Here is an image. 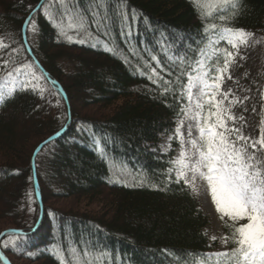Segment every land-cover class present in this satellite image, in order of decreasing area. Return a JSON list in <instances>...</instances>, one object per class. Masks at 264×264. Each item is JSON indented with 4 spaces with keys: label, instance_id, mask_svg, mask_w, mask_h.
<instances>
[{
    "label": "trees",
    "instance_id": "1",
    "mask_svg": "<svg viewBox=\"0 0 264 264\" xmlns=\"http://www.w3.org/2000/svg\"><path fill=\"white\" fill-rule=\"evenodd\" d=\"M40 2L0 0V37L7 45L0 48V62L8 51L16 49L17 56L13 57L34 65L24 48L21 32L24 21ZM70 2L75 4L76 0ZM106 2L111 18L107 35L103 28L97 30L92 25L88 9L95 7L93 0H79V7L88 16L89 31L115 47L116 54L64 42L46 18L44 8L31 19L36 24L37 38L32 54L46 77L60 85L67 101V106L62 107L66 131L45 145L36 160L41 217L32 193L31 159L37 146L56 134L62 125L52 128L51 114L56 101L63 100L41 74L46 85L43 92L18 89L0 103V212L9 219L21 216L19 205L29 193L34 208L29 224L23 221L7 228L23 233L8 235L7 238L15 237L14 243L0 247L10 264L24 260L60 264L55 252L48 251L52 241L62 251L70 246L79 255L83 249L89 251L99 256V264H186L182 259L185 257L187 264H192L211 249L204 233L209 219L197 199L182 181L174 183L173 176L169 181L174 149L163 156L158 148L160 136L173 131L184 102L180 95L186 83L184 62L195 60L199 41L204 40V21L196 11L201 3L194 8L188 0ZM44 4L51 3L47 0ZM125 5L130 36L121 35L122 30L127 34L128 28L116 15ZM50 10L59 20L60 3H52ZM133 10L135 21L131 19ZM229 25L250 32L264 30V0H242ZM162 47L166 50L165 60L161 57ZM168 50L173 55H178L179 50L183 63L169 62ZM60 57H65L64 65H69L67 74L57 69ZM18 65L12 62L7 68L0 66V80ZM152 68L158 73V84L149 79ZM165 88L169 89L166 94ZM69 91L81 96L78 110L97 106L106 111L103 118L94 121L80 117L79 111L71 107ZM21 124L24 126L18 131ZM44 131L45 137L29 148L32 140L40 138ZM45 164L53 174L49 183L41 174ZM46 195L50 199L83 198L89 204L100 202L103 208L95 216L64 214L45 206ZM5 197L9 202L2 204ZM223 229L226 235L230 234L224 225Z\"/></svg>",
    "mask_w": 264,
    "mask_h": 264
},
{
    "label": "snow or ice",
    "instance_id": "2",
    "mask_svg": "<svg viewBox=\"0 0 264 264\" xmlns=\"http://www.w3.org/2000/svg\"><path fill=\"white\" fill-rule=\"evenodd\" d=\"M55 2L56 0H53V3ZM190 2L194 8L198 3H203L212 9L207 11L204 8H196L197 15L204 21L205 39L202 41L203 47L197 53L195 66L192 71L186 73L187 83L182 85L180 93L181 97L188 101L187 107H181V113L184 119L195 121L198 136L193 138V126L189 124L188 139L185 140L180 131L184 121H180L175 130V138L181 150L178 157L170 161L172 166L168 169V178L171 182L174 173L175 183L180 184L183 181L185 186L192 187L197 179L206 182L215 210L230 232L222 238V244L232 245L225 251L210 252L195 258L192 264H213V261L214 264H264V127L260 128L258 138L253 139L244 135L241 129L235 126L237 119L243 120V116L236 117L231 108L238 102L242 104L250 98L245 96L243 101L229 99L232 90L221 89L226 73L228 79H232L229 68L235 62L236 56L240 55V47L248 44L253 33L229 25L238 14L242 0H190ZM59 3L61 5L59 21L50 10L52 4L40 5L45 10L46 18L57 28L59 36L65 37L69 43H84L89 39H98L88 29V16L79 7V0H76L75 4H71L70 0H59ZM93 4L95 7L88 9L92 25L97 30L103 28L104 34L107 35V24L111 22L108 4L106 0H93ZM229 10L230 14H226ZM116 15L128 28L127 34L122 30L121 35L130 36L131 24L128 22L127 6L125 5L123 11H118ZM131 19L133 21L137 19L135 10L132 11ZM217 19L219 22H210ZM65 20L71 26V31L76 32L75 37L65 30ZM25 23L31 25L33 32L36 31V24L30 18L26 19ZM222 41L232 50L228 47H219ZM6 47L7 45L0 40V48ZM104 47L106 51L116 54L115 47H109L106 42ZM220 57L223 58L222 67ZM213 58L216 63L211 65L210 61ZM244 58L240 55V59ZM151 59L159 63L155 56ZM9 63L7 60L2 61L0 66L7 68ZM22 68L25 70V79L20 83L21 90L32 88L35 91L38 85L33 81H39L41 77L32 70V65L16 67L7 72V76L12 77L13 73L19 75ZM151 73L149 79L152 83L158 84L159 76L156 69L152 68ZM168 91L169 89H164L165 94ZM5 99L6 97L0 94V103L5 102ZM261 100L264 101V93H261ZM225 101H228L227 105ZM252 111L255 112L256 109L253 108ZM261 124L264 125V119L261 120ZM31 195L29 193L30 197ZM8 243L14 242H5L4 246L8 247ZM89 255L87 251L83 253L85 257ZM58 258L60 264H66L63 255ZM182 259L187 264V258ZM85 264L90 262L85 261Z\"/></svg>",
    "mask_w": 264,
    "mask_h": 264
},
{
    "label": "rangeland",
    "instance_id": "3",
    "mask_svg": "<svg viewBox=\"0 0 264 264\" xmlns=\"http://www.w3.org/2000/svg\"><path fill=\"white\" fill-rule=\"evenodd\" d=\"M49 1L51 4L53 3V0H49ZM55 3H59V0H56ZM64 26H65V30L68 31L69 35H73L74 37L76 36V32L71 31V26L68 24L67 20L64 21ZM251 33H253V36L249 38L248 44L242 45L239 49L240 55L244 56L245 58L240 59V55L236 56L235 62L229 68V73L231 74L232 79H228V73H226L224 75V81L223 84L221 85V89L223 91H227L228 89L232 90L229 99L236 98L238 101H243V98L245 96H248L250 98L249 100L244 101L242 104L238 102L237 104L233 105L231 111L236 117L243 116V120L237 119V121L235 122V126L239 127L244 135L250 136L253 139H255L258 138L260 135V131H259L260 128L264 127V125L261 124V120L264 119V101L261 100V93H264V30L258 32H251ZM27 37H28V44L30 50L31 49L35 50L37 38L35 32H33L31 28H29L28 30ZM59 38L62 40L64 39L65 40L64 42L67 41L66 38L63 36H59ZM0 40L3 41L1 37ZM80 44L95 45V46L98 45L97 43L92 42V40L90 39ZM221 47H228L229 50H232L230 46L226 45L224 42ZM13 55L17 56V51L11 50L6 53L5 60L10 61L9 64H11L12 62L18 63L19 65L17 67L21 65H25L24 64L25 62H22L25 59L18 60L17 59L18 57L17 58L13 57ZM221 60L223 62L222 57ZM65 62H66L65 57H60L56 62L57 69L62 71V74L69 73L67 72L69 65L68 63L67 65H64ZM222 65L223 63L220 64L221 67ZM32 70L35 71L34 68H32ZM35 72L38 76H40L37 71ZM24 73L25 70L22 68L21 73L19 75L13 73L12 77L6 76L5 78H3L2 81H0V94L7 95L13 90L20 89V83L25 79ZM61 82H63L64 84L63 80ZM33 83L38 85L35 91L41 92V89L43 91L46 89V85L44 84L42 77L39 81H33ZM69 94H70L71 107L72 109L77 110V112L79 111L80 117L90 118L96 121V120H100V118H103V115H105L106 111L102 110L97 106H89L83 110L79 108L80 110H78L77 101L81 98V96H76L71 91H69ZM227 103L228 101H225L226 105ZM187 106H188V101L186 107ZM53 107L54 110H52V114H51L52 128L56 127V125H60L61 123L63 124L65 120V115L63 113V108H62L64 107V102L58 100L56 101ZM253 108L256 109L255 112L252 111ZM205 111H207V106H205ZM181 120H183L184 123L180 131L184 135L185 140L188 139L187 134H188L189 124H192L193 126L192 127L193 138L198 136V132L195 128V121L186 120L184 119L183 115L181 116L180 119L176 120L173 126V135H175V130L177 129V126ZM229 124L231 125L232 122L230 121ZM23 126L24 124L23 125L21 124L18 131H20L23 128ZM50 130L51 128L48 131ZM46 134H47L46 131L41 132L40 135L41 137L34 138L30 143L29 148H32L39 140L43 139ZM180 150L178 151L175 158L178 157ZM249 150L251 151V149ZM29 151L30 149L28 150V153ZM1 158L2 157L0 155V161ZM16 165L19 166L18 164ZM41 174L43 179L47 183L50 182V176L53 177L52 172L47 168L46 164L42 167ZM65 177H67V174L64 175V178ZM191 188L194 190V193L198 199V204L200 206L201 211L209 219V225L205 228L204 232L209 242L213 244L215 243L214 245L215 247L211 252L225 251L226 245L222 244V238L224 237V233L221 227V222L224 223V220L220 219L219 214L215 210V206L211 201L210 194L207 191L206 182L197 179L194 187L191 186ZM47 191L50 192L49 190ZM104 193L106 194L107 192L104 191ZM32 198H33L32 195L30 197L28 194L25 198V201H22L23 203L19 205L18 213L21 216L15 215L14 217L9 219L7 216H4L0 212V231L13 227L15 223H19V222L23 223V221L24 223L29 224L34 213L33 204L31 203ZM1 202L2 204H6L9 202V200L8 198L5 197ZM45 206L51 207L55 211L57 210L61 211L64 214H71V215L83 214L87 216L99 215L101 209L103 208V205L100 202H93L89 204V202H86L85 199L83 198H80V200H78L76 198L68 197V196L50 199L49 195H46L45 197ZM29 209H31V211ZM225 220H227V218H225ZM213 237H215L216 239L213 240L212 239ZM10 241H14V239L8 238L5 240V242H10ZM52 242L55 243V241ZM9 244L11 243H8V245ZM15 264H40V263L38 262L34 263L24 260V261H16Z\"/></svg>",
    "mask_w": 264,
    "mask_h": 264
},
{
    "label": "water",
    "instance_id": "4",
    "mask_svg": "<svg viewBox=\"0 0 264 264\" xmlns=\"http://www.w3.org/2000/svg\"><path fill=\"white\" fill-rule=\"evenodd\" d=\"M24 44H25V47H26L27 51H29V50H28V46H27L26 41H25V38H24ZM54 138H56V137H52V138H50L49 140H47V142H49L50 140H52V139H54ZM41 147H42V146H39L38 149L36 150V152H38V150H39ZM2 260H3L4 263H6L5 260H4L3 258H2ZM6 264H7V263H6Z\"/></svg>",
    "mask_w": 264,
    "mask_h": 264
}]
</instances>
